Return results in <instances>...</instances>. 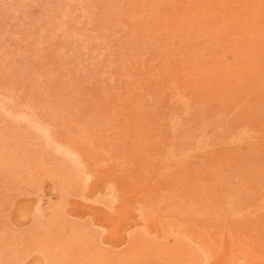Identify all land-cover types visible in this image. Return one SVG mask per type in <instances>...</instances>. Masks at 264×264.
<instances>
[{"label": "rangeland", "instance_id": "374dc122", "mask_svg": "<svg viewBox=\"0 0 264 264\" xmlns=\"http://www.w3.org/2000/svg\"><path fill=\"white\" fill-rule=\"evenodd\" d=\"M0 264H264V0H0Z\"/></svg>", "mask_w": 264, "mask_h": 264}, {"label": "bare ground", "instance_id": "6f19581e", "mask_svg": "<svg viewBox=\"0 0 264 264\" xmlns=\"http://www.w3.org/2000/svg\"><path fill=\"white\" fill-rule=\"evenodd\" d=\"M21 207H22V205H21ZM18 208H19V207H18ZM18 208H17V209H18ZM27 208L30 209L28 206H27ZM27 208H26V209H27ZM20 209H21V208H20ZM26 209H25V210H26ZM28 209L26 210V212H28ZM31 209H32V208H31ZM15 211H16V210H15ZM20 211H21V210H20ZM20 211H18L20 214L22 213L23 215H25V212H24L23 210H22L23 212H22V211L20 212ZM18 212H17V213H18ZM20 214H19V216H20ZM22 214H21V216H22ZM28 214H29V213H28ZM17 215H18V214H17ZM15 216H16V215H15ZM36 263H37V262H36Z\"/></svg>", "mask_w": 264, "mask_h": 264}]
</instances>
